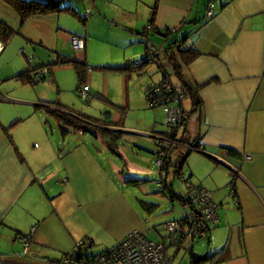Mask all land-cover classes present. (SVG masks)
Segmentation results:
<instances>
[{
    "label": "crops",
    "instance_id": "crops-1",
    "mask_svg": "<svg viewBox=\"0 0 264 264\" xmlns=\"http://www.w3.org/2000/svg\"><path fill=\"white\" fill-rule=\"evenodd\" d=\"M210 1L213 15L208 17ZM61 2L71 4L83 23L65 10L21 20L11 5L0 0V22L23 37L14 36L5 44L0 41V67L12 64L17 47L23 49L27 61L0 73V264H56L78 239L90 237L92 246L103 247L132 230L147 235L141 229L145 212L127 196L124 185L147 182L146 193L151 190L148 182L156 178L148 166L132 167L119 145L127 134L136 133L125 125L126 118L119 111L138 88L133 90L132 78L128 80L133 71L151 76L150 80L141 76L145 92L165 77L171 80L170 72L175 75L177 82H171L183 93L186 114L177 139L198 149L181 144L171 147L167 182L184 195L174 188L173 176L185 173L207 188L219 204L216 223L195 240L187 238V248L176 245L177 250H184L180 264H264V0ZM151 19L160 29L176 30L147 32L145 26ZM71 34L83 37V49L71 48ZM176 39H185L190 53L197 54L189 60V52L172 53L168 45ZM98 47V57L108 62H90ZM160 47V61L123 68L125 59ZM44 55L49 56V71L34 82L30 74L43 62L36 56ZM62 56L86 62L89 68L82 84L88 85L89 97L92 91L102 96V108L110 109L104 111L109 116L97 107L94 113L75 102L73 96L80 95L81 86L77 73L73 96L62 94L58 69L73 67L70 62L55 63ZM23 71L28 72L18 75ZM51 110L78 116L87 127L76 121L77 126L63 123ZM141 132L150 134H144L147 138L141 144L133 141L132 149L140 148L142 154L134 153L153 162L155 134L163 131L152 125ZM224 149L234 152L227 156L239 171L233 177L228 166L211 156ZM108 150L116 151L124 165ZM245 154L250 158L241 159ZM131 178H136L135 183ZM136 199L149 202V211L158 204ZM174 201L184 204L174 199L168 209L175 208ZM209 254V259L201 260Z\"/></svg>",
    "mask_w": 264,
    "mask_h": 264
},
{
    "label": "built area",
    "instance_id": "built-area-1",
    "mask_svg": "<svg viewBox=\"0 0 264 264\" xmlns=\"http://www.w3.org/2000/svg\"><path fill=\"white\" fill-rule=\"evenodd\" d=\"M207 16L213 15V2L210 1L207 8ZM152 24L147 23L145 31L152 29ZM169 30L175 31L176 27H170ZM70 44L73 50H80L84 47L83 37L77 34L70 35ZM181 47L187 48V42H176L175 49ZM163 48L160 47L153 52L146 54L144 58L138 57L127 59L125 66L142 65L146 61H160ZM47 66H41L32 71L33 79L40 76L44 77L48 73ZM145 97L151 107L162 106L163 124L166 130L157 134V151L156 164L158 177L156 178L157 190L165 191L167 189V170L165 164L168 160L169 151L176 144L184 145L189 149H198L192 144H186L177 139L179 128L185 123L186 114L182 103L183 93L180 92L168 77H165L158 84L150 86ZM80 96L88 100L89 89L86 83L81 84L79 88ZM229 152L227 149L222 150L221 154H211V156L228 166L233 175L239 174L238 168L227 161ZM250 155L245 154L241 159H249ZM183 183L186 186V195L190 199L191 207L187 209L183 216L178 219L167 220L163 223V227L167 230L166 240L150 239L144 232L139 230L130 231L123 239L104 246L100 250L90 252L92 247V239H78L75 241L73 248L66 252L62 259L56 264H172L174 255L168 252V245L172 242L183 240V238L191 240L200 234L201 229L207 224H213L218 221L219 204L212 196L211 192L200 184L193 183L187 175L180 174ZM232 182L229 184L230 191ZM167 194V192H166ZM168 196V194H167ZM25 236L23 240L28 243ZM183 237V238H182Z\"/></svg>",
    "mask_w": 264,
    "mask_h": 264
},
{
    "label": "rangeland",
    "instance_id": "rangeland-1",
    "mask_svg": "<svg viewBox=\"0 0 264 264\" xmlns=\"http://www.w3.org/2000/svg\"><path fill=\"white\" fill-rule=\"evenodd\" d=\"M66 12L69 15H71L72 18H75L79 24L83 23V20L81 18H77L76 14H73V13L68 12V11H66ZM14 36H20L21 38H23L22 34H19L17 32L14 33L11 38H13ZM7 46H10V43H8ZM70 46H71V44H70ZM22 50L23 49H21L19 47L16 48L14 61L11 60L10 62H12V64H10L9 66L0 67V73L1 72L2 73L8 72L10 70V68H12V65L15 66V65H23V64L26 65L27 64V61L25 60L24 55L21 53ZM92 50H93V48H92ZM93 53H94V55L91 58L92 59V61H90L91 63L96 62V63L103 64L104 61H107V60H103V58L101 59L98 57V54L101 55L99 47L97 49H94ZM18 57H20L19 60H18ZM36 57L40 58V60L43 61L40 65L45 64V66H46L50 62V61L46 60L49 57L47 55H44L43 57H39V56H36ZM135 58H138V57H135ZM128 59H134V58H128ZM30 60L33 61L34 60L33 57L30 58ZM126 60L127 59H125L124 62H126ZM57 64H59V63H57ZM66 69H69V70H66ZM59 70H61V71H59ZM89 70H91V69H89ZM102 74H104V73H102ZM58 75H61V77H60V83L61 84L60 85L63 89L62 94L66 95V94L71 92V94L73 96V89L76 86V82H77L75 69L72 66H70V67L67 66L66 68H59L58 69ZM143 75L144 74L141 72L139 73V72L133 71V72H131V77L128 79V80H130L132 78L131 84H134L133 90H135V86H137L140 89L137 88L136 93L133 92L132 98H130L131 100L128 103V105L124 104V105H126L124 108L119 107L120 108L119 111H122L123 117L126 118L125 125L128 126L129 129H131L130 131H134L136 133H130V134L125 133V134H127V136H126V138H123L124 140L119 141V145L122 148V150H121L122 153L124 152L123 154H124L126 160L129 162V164L131 163L133 165L132 167L140 168L141 165L148 166L152 172L151 177L155 176V178H157L158 177V171H157V164H156V154H155L153 162H150L147 159L138 155V154L143 153L142 151H140V148L135 149V150L132 149L133 141H136L137 143L141 144L142 142H140V141L144 138H147V137H145L146 135H144V134H150V133H145V132L140 133V131H143V129H149L153 125V126H155L156 130H160V131L166 130V126L163 124L164 111H163L162 106L150 107L147 100H146V97H145L146 93L144 91V87L141 88V84L143 82V79L141 78V76H143ZM170 76H171V80L174 83H176L177 82L176 77L172 72H170ZM150 77L151 76L149 74H148V76H143V78L144 79L146 78L147 80H148V78L150 80ZM145 84H146V82H145ZM73 98L76 100L75 102H77L79 104L81 103L82 106H85L86 108H88V110L93 111L94 113L96 112V110H95L96 107H97V111L98 112L100 111L99 113L104 112L105 110H110L106 106H104V108H102V103H103L102 96H99V94L96 93L95 91L91 92V96L88 98V100H84L78 94H76V97L73 96ZM97 101H99L100 104L97 105V103H95ZM183 101L187 107L186 99H183ZM92 103H93V105H92ZM106 104L109 105V100H108V103L106 102ZM121 105H123V104H121ZM110 107H112V106H110ZM89 113H91V112H89ZM142 116H144V118H140ZM52 125H54V121H53ZM47 128H50L48 123H47ZM118 132L121 133L122 131H118ZM89 136H91V138L94 142L98 141L99 144L101 143L100 140H96L97 138L95 137V134H89ZM155 136H157V134H155ZM137 146H138V144H137ZM108 151H109V154L112 156V158H114L115 160L120 162V166L124 165L122 163V157H120V155L116 151H114V152L112 150H108ZM134 152H137L138 154L134 153ZM125 167H127V165H125ZM183 174L187 175L185 173H183ZM166 176L168 177V171H167ZM173 177H174V179H173L174 188L177 191H180V193H183V192L186 193L187 189H186V186L183 183L180 175H178V176L174 175ZM148 183H150V185H151L150 186L151 190L149 192H146V193H144V191H145V189H148V185H146L147 182H142L138 186L127 184V185H124V187L128 188L126 190L127 196L132 198L133 201L137 204V206H139V208L143 212H145V216L143 218L144 219L143 220V226L141 229L147 230L146 231L147 236L150 239L159 240L163 236H166L168 234L167 230H165L163 227V223L165 221H167V219L169 220V218L171 217V216L169 217V215H172V217H175V218L176 217L180 218L182 213L184 214V212L187 210V208H186L187 204H182L179 201H174V207L175 208L172 210L168 209V208H170V206L168 207V205H170L172 202L165 195L167 190L165 191V193H162V191H158L156 179H154ZM136 197L147 199L150 201H155V202L157 201L158 204L154 210L149 211V209H150L149 204L144 203L142 201L140 202L139 200L136 199ZM147 216H148V218H147ZM166 216H168L169 218ZM187 243H189V241ZM167 245H168V247H167L168 252L170 254L174 255V257H175L173 259L174 264H180L182 254L184 252L183 248L180 247V249L177 250V247L175 244H172V245L167 244ZM103 247L92 246V247H90L89 250H90V252H95L97 250H100ZM176 250H177V252H176Z\"/></svg>",
    "mask_w": 264,
    "mask_h": 264
},
{
    "label": "trees",
    "instance_id": "trees-1",
    "mask_svg": "<svg viewBox=\"0 0 264 264\" xmlns=\"http://www.w3.org/2000/svg\"><path fill=\"white\" fill-rule=\"evenodd\" d=\"M6 3H8L9 5H11L16 11L17 13L19 14L21 20H24L26 19L27 17L29 16H32V15H36V14H44V13H48V12H51V11H56V12H59V11H69L73 14H77L76 12V9L69 3L67 4H63L61 2V0H4ZM155 12V8L153 7L152 8V11H151V14L153 15ZM149 23L152 24V19L149 21ZM152 29L157 31V32H162V31H166V32H171L169 30L168 27L166 28H159L155 25H152ZM17 31L14 30L13 28L9 27L8 25L4 24L3 22H0V41H2L4 44L6 42H8V40L12 37V35L14 33H16ZM185 39H176L172 42H170V44L168 45V50L172 51V53H175V52H180V53H188L189 52V56H187V59H191L193 56H195L197 53L195 52L194 53H190V50H191V46L188 44V47L187 48H183L181 47L180 49H175V46H176V42H183ZM146 56L143 55L141 56L142 58H144ZM66 62H70L73 67L75 68V71L78 75V78H79V82H80V85L83 83L84 81V74H85V70L89 68V66L86 65V62L84 61H79V60H76L74 57L72 56H62V58L60 59V61H57L55 63H66ZM53 64V63H52ZM41 66H45V65H40L38 66L37 68L41 67ZM47 66V65H46ZM139 66L141 65H134V66H125V62L123 63V68L124 69H134V68H138ZM176 66V65H175ZM48 67V66H47ZM103 68H106V69H119L118 67H113V66H110V65H103L102 66ZM36 69V68H35ZM34 69V70H35ZM28 71H23L21 73H19L18 75H22L24 73H27ZM31 75V78H32V81L36 82L37 80L41 79L42 77L40 76L39 78L37 79H33V76L32 74ZM149 88V87H148ZM147 88V89H148ZM150 106V105H149ZM51 112L58 118L60 119L63 123H71L75 126H77L76 122L78 123V125H80V127H84L86 128V124L85 123H82L80 122L77 118L78 116H72V115H69V114H66V113H62V112H59V111H55V110H51ZM76 121V122H75ZM228 152H229V155H233L234 152L231 150V149H227ZM236 155V154H235ZM240 158V157H239ZM165 169L167 170V162L165 164ZM181 173H179L178 175H180ZM233 172H232V177H233ZM132 180H130L132 183H135L134 179L136 178H131ZM167 194H165L169 199L171 200H174V199H178L182 202H184V204H187L189 207H191V204H190V199L188 198V196L186 195V193L184 195H181V194H178L176 191H174V189L171 188V186L169 185V183L167 182ZM166 191V190H165ZM165 191L163 190L162 192L165 193ZM144 203H149L147 201H142ZM217 202V201H216ZM152 205H155L154 203H152ZM210 224H207L205 227H203L201 229V232L198 236L196 237H193L191 241L195 240L196 238L200 237L203 232L207 229V227L209 226ZM167 236V235H166ZM166 238L165 236H163V239ZM183 238V237H182ZM165 240V239H164ZM187 239L183 238V240H179L177 242H172L170 245L172 244H175V245H180V244H185V241ZM93 243V242H92ZM92 243H91V246H92ZM186 245V244H185ZM186 248H187V245H186ZM90 249V248H89ZM90 251V250H89ZM211 256V254L201 258V260H205V259H209V257Z\"/></svg>",
    "mask_w": 264,
    "mask_h": 264
},
{
    "label": "water",
    "instance_id": "water-1",
    "mask_svg": "<svg viewBox=\"0 0 264 264\" xmlns=\"http://www.w3.org/2000/svg\"><path fill=\"white\" fill-rule=\"evenodd\" d=\"M104 115L107 117V116H109V112H108V114H107V112H104Z\"/></svg>",
    "mask_w": 264,
    "mask_h": 264
}]
</instances>
